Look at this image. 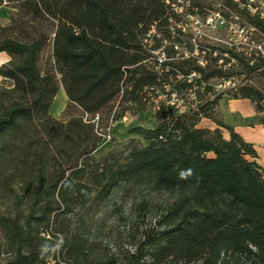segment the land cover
<instances>
[{"label":"trees","instance_id":"1","mask_svg":"<svg viewBox=\"0 0 264 264\" xmlns=\"http://www.w3.org/2000/svg\"><path fill=\"white\" fill-rule=\"evenodd\" d=\"M240 3L0 0V193L27 205L0 214V264H264V168L220 110L247 98L264 124V54L188 20L264 38ZM128 111L153 124L97 154Z\"/></svg>","mask_w":264,"mask_h":264},{"label":"rangeland","instance_id":"2","mask_svg":"<svg viewBox=\"0 0 264 264\" xmlns=\"http://www.w3.org/2000/svg\"><path fill=\"white\" fill-rule=\"evenodd\" d=\"M189 20V26L193 27L196 31H204L209 38L212 39V41H221V42H228V43H240L241 40H243V36H251L252 38H255L258 36V34L251 32L250 28L251 26L244 21L241 18H238L237 20L235 18L227 20L228 22L234 21L236 22V26L230 29L228 26L225 29L219 28L214 29L211 27H205L204 24H201L199 20H196L194 17H188ZM207 23V21H206ZM243 28V31H240V29ZM4 62L3 57L0 56V63ZM2 64V63H1ZM2 82V78L0 77V83ZM239 80L236 79L234 82H230L229 84H225L224 87H230L234 86V84L238 83ZM63 102V103H62ZM67 103V98L63 92V90L60 88L52 102L51 108H50V114L55 118H60L61 112L64 109L65 105ZM63 106V107H62ZM143 125L148 126L153 124V117L150 111L145 112H131L128 111L126 115L113 123L109 129H106V133L108 132L110 137L107 138L105 136L103 140L101 141L98 149L96 150L97 154L104 153L109 148L112 147L113 144H119L121 142H124L128 138L127 129L133 125ZM15 200V197L12 195H3L0 193V214L3 215H14L17 207H19L21 210L25 209L27 207L25 202L17 203ZM16 205V206H15ZM109 217V215H108ZM106 217L103 219L105 226L108 230V226L111 224V220L109 219L111 217ZM111 231V230H110ZM110 238L113 239L115 236V231H112L109 234ZM3 242V236L0 231V244Z\"/></svg>","mask_w":264,"mask_h":264},{"label":"crops","instance_id":"3","mask_svg":"<svg viewBox=\"0 0 264 264\" xmlns=\"http://www.w3.org/2000/svg\"><path fill=\"white\" fill-rule=\"evenodd\" d=\"M10 11L7 6L0 7V23L8 21ZM0 56L3 57L4 62L9 59L6 53L2 52ZM220 110L224 122L245 141L253 145L257 153L256 162L264 168V124L258 122L253 103L247 98L227 96L220 101ZM203 124L213 127L207 120H204Z\"/></svg>","mask_w":264,"mask_h":264},{"label":"built area","instance_id":"4","mask_svg":"<svg viewBox=\"0 0 264 264\" xmlns=\"http://www.w3.org/2000/svg\"><path fill=\"white\" fill-rule=\"evenodd\" d=\"M234 1L240 3L239 0ZM240 5L246 7L251 14H255L259 16V18L264 20V0H246L245 3H240ZM235 19L237 20L238 17H235ZM206 21L207 24L214 29L223 24H227V26L232 29L237 24L234 21L228 22L219 13H215L212 16L208 17ZM253 30L254 28L251 27L250 31L252 32ZM240 31H243V28H241ZM242 39L243 40H241L240 43L250 44L254 48H256V50H258L261 54H264V38L254 40L251 38V36L244 35ZM226 83L229 84L230 81H227ZM109 137L110 136L108 135L107 138Z\"/></svg>","mask_w":264,"mask_h":264},{"label":"bare ground","instance_id":"5","mask_svg":"<svg viewBox=\"0 0 264 264\" xmlns=\"http://www.w3.org/2000/svg\"><path fill=\"white\" fill-rule=\"evenodd\" d=\"M63 103V102H62ZM63 107V106H62Z\"/></svg>","mask_w":264,"mask_h":264}]
</instances>
